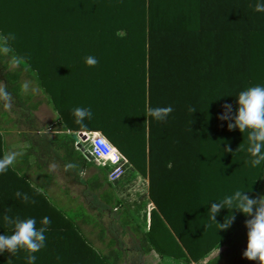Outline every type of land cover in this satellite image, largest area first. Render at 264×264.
Listing matches in <instances>:
<instances>
[{"label": "trees", "instance_id": "16d2710c", "mask_svg": "<svg viewBox=\"0 0 264 264\" xmlns=\"http://www.w3.org/2000/svg\"><path fill=\"white\" fill-rule=\"evenodd\" d=\"M257 3L264 0H0V34L15 33L10 43L21 60L10 69L12 60L0 58L16 103L25 111L37 104L30 100V85L18 96L25 82L33 80L47 93L57 129L63 131L54 138L56 147L77 165L75 171L94 169L87 189L106 207L119 202L102 170L107 164L99 167L74 149L65 131H99L117 150L104 152L107 161L122 156L146 177L153 204L146 229L119 210L122 227L134 234L142 253L153 250L160 258L190 264L219 247L203 264H217L221 257L225 264H259L243 257L245 220L251 217L222 208L216 222L208 213L213 202L237 190L264 196V161L251 165L248 131L229 130L234 121L219 119L225 104L235 114L241 91L264 85V12L254 10ZM88 56L98 60L94 67L86 65ZM167 106L173 111L163 121L148 114L150 108ZM77 107L92 111L83 125L75 123ZM0 114L2 158L5 110ZM6 120L32 128L27 113ZM42 165L37 163L40 171ZM41 188L16 166L0 174V235L12 234L5 215L35 218L37 228L49 217L45 247L34 253L35 264L119 263V241L110 238L101 252L81 232V224H97L95 214L80 205L66 213ZM17 191L36 203L24 202ZM231 214L234 222L220 229ZM26 255L5 251L0 264H27Z\"/></svg>", "mask_w": 264, "mask_h": 264}, {"label": "clouds", "instance_id": "9594fccd", "mask_svg": "<svg viewBox=\"0 0 264 264\" xmlns=\"http://www.w3.org/2000/svg\"><path fill=\"white\" fill-rule=\"evenodd\" d=\"M257 12H264V3H257L254 6ZM123 35V33H119ZM16 39L15 33L7 35L0 34V58L11 59L13 64L19 66L20 58L14 56V49L10 41ZM86 65L94 67L98 60L93 56L85 58ZM29 83L22 85V90L26 93ZM0 101L5 102V107L11 108L12 94L7 91L6 85L0 84ZM238 108L235 114L232 113V105H223L224 112L219 116L221 120L234 121L228 123V129L238 128L241 133L248 131L249 147L247 151L254 159L251 160L253 167L259 166L264 161V85H255L243 90L237 97ZM173 111L171 106L150 108L148 114L158 121L165 120ZM190 111H195L190 109ZM75 123L83 125L85 119L92 118V111L89 108L77 107L73 109ZM225 151L231 152L230 147ZM21 153L11 151L0 158V174L5 173L13 167ZM55 166H52L54 170ZM77 167L74 163L65 165V171ZM15 195L24 202L35 204L34 199L26 193L17 191ZM222 208L237 209L246 216L251 217L245 220L247 228V246L243 252V257L248 260L258 261L264 264V196L258 198L249 197L245 191L237 190L234 194L226 196L222 201L213 202L208 210L210 219L216 221V216ZM235 216H226L224 223L220 224V229H227L234 222ZM4 221L12 227V234L0 235V254L7 251L11 255L17 254L19 250H24L28 255L25 259L27 264H35L36 256L34 253L45 247L47 226L51 223L49 217L41 220V227L37 228L35 218L21 219L19 217L4 216ZM217 222V221H216ZM59 259V257L57 258Z\"/></svg>", "mask_w": 264, "mask_h": 264}, {"label": "rangeland", "instance_id": "374dc122", "mask_svg": "<svg viewBox=\"0 0 264 264\" xmlns=\"http://www.w3.org/2000/svg\"><path fill=\"white\" fill-rule=\"evenodd\" d=\"M117 33H122V31H117ZM15 66L16 65H14L13 63H10L8 68L11 69ZM0 84L6 85L7 91L10 92L9 83L2 77L1 65ZM29 85L31 87L32 92L30 100L37 103L33 109L30 108L29 110L25 111V109H27L25 105L23 104L20 106V104L22 103H16V100L14 99L13 95L11 108L5 107V102L0 101V109L5 110L6 116L8 117H16L18 115L23 116L25 113L29 114L32 121H35V123H33L35 125L34 129L37 127H41L44 124L53 123L54 119L57 117V113L49 102L47 93L42 91L33 80L29 82ZM23 92L24 91L20 89L17 93L18 96H22ZM23 111L24 113H22ZM51 136V132L45 134V138H49ZM75 136L74 139L79 137L77 136V133L75 134ZM6 137L9 136L7 135ZM81 140L83 142L84 148L91 154L88 158L93 160L95 164H98L92 157L94 152L92 150L90 136L85 134L84 138H81ZM102 170H104L105 174H107V176L111 178L110 187L112 188L114 194L117 195L119 198V204L115 207L116 210L123 208L125 214L134 223L138 224L140 229L145 230V225L148 216L147 212L150 205L146 196L147 194L141 193L140 183L138 181H135V179L132 177V167L121 156L116 163L111 165H104ZM91 171L92 167H86L79 173L72 172L73 177L71 174V180L69 179L70 183L68 185L69 195L74 199V203L80 202L84 205V209L88 213L95 214L97 216V224L95 226L92 224L80 225L82 234L88 239L91 245L95 249L100 250L102 252L106 251V243L110 238L119 241L118 247L123 250V253L119 259L118 264H183L177 261L171 262V260L168 259H166V261H163V263L161 261H157L154 252L149 255L147 254L144 257L141 256L142 252L139 249L138 242L135 239V236H133V234L128 231L127 227H122L118 224V221L116 219L117 212L115 211V209H109L105 206H103L104 208H102L99 201L93 195L89 193H87V195L82 194L83 184L79 183L78 181H82L83 178H85ZM53 203L59 206L56 201H54ZM73 211L74 209L69 208L65 212L70 213ZM101 228L103 230L102 235L98 237ZM220 250L221 248L219 247L212 249L199 262L203 264V262L207 258L216 255ZM197 262L198 261L194 262V264ZM217 264H225L224 258H219Z\"/></svg>", "mask_w": 264, "mask_h": 264}, {"label": "crops", "instance_id": "0c3cea01", "mask_svg": "<svg viewBox=\"0 0 264 264\" xmlns=\"http://www.w3.org/2000/svg\"><path fill=\"white\" fill-rule=\"evenodd\" d=\"M7 117L8 116H6L5 119H7ZM5 119H3L2 122L4 129H1L2 158L6 153L11 151H16L21 153V155L18 156L17 162L14 166H16L20 172H22L27 176L31 184H36L38 188L43 187L44 194L48 200H50L52 203L56 201V203L59 206L53 203L55 206L66 210L78 205L84 208V205L81 204L80 202L74 203V199L69 195V188H68V185L70 183L69 181L71 180V174L73 177L72 172L79 173L83 169L80 171H75L74 169L65 171V165L68 164V162L63 157L61 149L56 147L54 141V138L63 132L57 129L56 118L54 119L53 123L44 124L43 126L37 127L35 129H34L35 125L33 124L35 123L34 121L32 122V128L30 130H27L26 129L27 127H25L24 124L22 123H18L16 126H11L10 121L7 120L4 121ZM48 132H51L52 136L49 138H45V134H47ZM65 132L69 134H76V133L78 134L77 136L79 137H77L76 139L73 138V148L78 150L88 158L90 154L84 148L81 138H84L85 134L89 135V133L92 131H65ZM7 135L9 137H6ZM88 159L91 160L90 158ZM91 161L94 162L93 160ZM39 162L41 163V165L43 164L41 167V171L37 167V163ZM95 165L99 167L101 166L100 164L99 165L95 164ZM52 166H55L54 170ZM93 170L94 169L92 168V171L85 178H83L82 181L79 180L78 182L83 184L82 194L87 195V193H89L93 195L99 201L102 208H104L103 206H105V204L102 202V200H100L96 196V193H93L87 189V178L91 173H93ZM43 172L46 173L45 176H43ZM132 177L135 179V181H138L140 183L141 193L146 194V185H147L146 177L139 174L135 169L132 170ZM114 196L117 199H119L117 195L114 194ZM148 201H149V205H150L149 209H150L151 207H153V204L149 200V198ZM117 205L111 208H114L115 211L117 212L116 219L118 221V224L122 226L119 216L120 209L116 210L115 208ZM147 220H148V216H147ZM145 229H146V225H145ZM152 252H154L157 261H161L163 263V261H166V259L169 260V258L165 256L160 258L158 254L153 250L143 252L141 253L142 254L141 256L144 257L145 255L147 254L149 255ZM199 261L200 260H198V262ZM190 264H194V262H191Z\"/></svg>", "mask_w": 264, "mask_h": 264}, {"label": "built area", "instance_id": "2783aa9c", "mask_svg": "<svg viewBox=\"0 0 264 264\" xmlns=\"http://www.w3.org/2000/svg\"><path fill=\"white\" fill-rule=\"evenodd\" d=\"M89 136H90V140H91L92 150L94 152L92 157L98 164H100V165H103V164L111 165V164H114L117 162V160H115L114 162H109L106 160L104 152L107 149L111 148V149H114L116 152H117V150L108 142V140L99 131H92L89 133ZM89 154H90V152H89ZM106 177H107L108 181H111V178H109V176H107V174H106ZM195 264H201V263L197 262Z\"/></svg>", "mask_w": 264, "mask_h": 264}, {"label": "water", "instance_id": "95a60500", "mask_svg": "<svg viewBox=\"0 0 264 264\" xmlns=\"http://www.w3.org/2000/svg\"><path fill=\"white\" fill-rule=\"evenodd\" d=\"M78 135V134H77ZM71 136L73 137V138H75L76 136H75V134H71ZM75 136V137H74Z\"/></svg>", "mask_w": 264, "mask_h": 264}]
</instances>
